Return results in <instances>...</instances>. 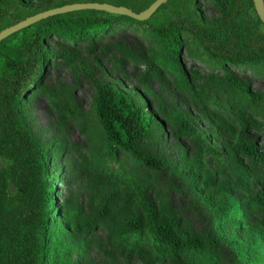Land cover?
<instances>
[{"label":"rangeland","instance_id":"374dc122","mask_svg":"<svg viewBox=\"0 0 264 264\" xmlns=\"http://www.w3.org/2000/svg\"><path fill=\"white\" fill-rule=\"evenodd\" d=\"M190 4L207 21L221 14L212 0ZM259 28L264 33V23ZM181 37L184 74L172 62L164 63L159 37L136 22H118L75 43L54 34L46 37L54 54L26 93L24 114L48 158L45 179L55 213L49 240L61 255L60 264H159L130 259L126 241L115 240L120 221L97 215L109 196L132 206L133 180L145 188L161 217L178 219L205 244L214 237L223 264H264V167L232 148L242 133L264 154V64H218L189 32ZM59 51L83 57L86 67ZM226 73L262 99L241 96L224 80ZM92 78L115 85L153 112L152 132L139 145L164 160L161 170L146 167L132 153L106 154ZM228 103L241 110L243 119L229 111ZM91 222L90 232L85 226Z\"/></svg>","mask_w":264,"mask_h":264},{"label":"trees","instance_id":"16d2710c","mask_svg":"<svg viewBox=\"0 0 264 264\" xmlns=\"http://www.w3.org/2000/svg\"><path fill=\"white\" fill-rule=\"evenodd\" d=\"M80 1L110 2L140 11L153 0H0V30L39 11ZM172 1L162 3L145 20L96 9L54 14L0 41V158L5 160L0 165V264H60L62 261L49 240L55 213L45 179L47 154L24 114L26 93L35 87L46 58L54 54L45 44L49 34L75 43L128 20L149 27L162 43L164 63L172 62L183 74L185 70L179 60L183 32H189L218 64L253 68L264 64V33L259 28L263 22L255 9L254 14L248 12L250 7L254 8L252 0H212L221 14L209 21L190 0ZM59 52L86 67L83 57ZM224 76L229 86L244 98L253 102L262 99L260 93L252 91L240 78L231 73ZM92 81L96 116L106 137V154L107 151L132 153L146 167L161 170L164 160L143 151L139 145L152 132L156 120L153 112L145 103H135L115 85L99 83L94 78ZM228 104L229 111L243 119L241 110H234ZM55 106L62 113L67 112L65 105L55 103ZM244 121L247 125H258L255 120ZM232 148L264 167V154L248 143L242 133ZM105 152L101 158L106 157ZM132 184L136 193L133 211L127 199L109 196L97 212L99 218L113 223L120 221L115 240L126 241L124 246L130 259L146 258L159 264H223L214 237L209 236L207 244L193 238L178 219L161 217L141 183L133 180ZM260 193L264 205V192ZM85 227L91 232L94 223Z\"/></svg>","mask_w":264,"mask_h":264},{"label":"water","instance_id":"95a60500","mask_svg":"<svg viewBox=\"0 0 264 264\" xmlns=\"http://www.w3.org/2000/svg\"><path fill=\"white\" fill-rule=\"evenodd\" d=\"M167 0H153L146 8L140 11H134L128 6L121 4H114L110 2H99V1H80L63 4L60 6L48 8L37 13L26 16L25 18L8 25L0 30V41L5 37L9 36L20 29L27 27L42 18L50 15L59 14L63 12L79 10V9H96L103 10L108 13L127 15L138 20H145L149 18L157 8ZM256 9L257 15L260 20L264 23V0H252Z\"/></svg>","mask_w":264,"mask_h":264}]
</instances>
